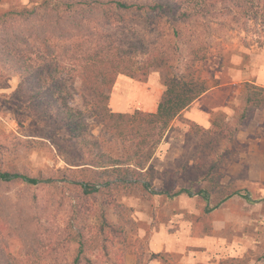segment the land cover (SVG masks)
<instances>
[{"label":"rangeland","instance_id":"1","mask_svg":"<svg viewBox=\"0 0 264 264\" xmlns=\"http://www.w3.org/2000/svg\"><path fill=\"white\" fill-rule=\"evenodd\" d=\"M32 1L0 0V18L30 9ZM179 1L206 12L180 23V37L171 22L162 23L161 42L178 49L182 65L193 51L205 55L193 63L194 75L209 86L199 96L208 121L204 127L219 115L234 134L199 164V138L189 133L188 119H175L148 162L160 194L121 193L117 202L125 209L119 214L94 198L82 199L69 184L87 176L85 162L71 166L84 154L67 141L65 130L38 121L28 109L29 94L18 95L21 77L0 62V169L47 181L0 182V250L20 264H74L77 257L76 264H264V110L240 120L244 85L264 87V0ZM156 35L147 32L145 39L152 42ZM137 75L117 76L109 92L112 112L156 111L162 73ZM71 84L70 106L82 110L80 81ZM210 100L221 101V109L210 111ZM85 121L89 138L105 153L126 158L132 141L121 142L95 118ZM180 189L191 194L167 196ZM200 189L208 190V201L196 194Z\"/></svg>","mask_w":264,"mask_h":264},{"label":"trees","instance_id":"2","mask_svg":"<svg viewBox=\"0 0 264 264\" xmlns=\"http://www.w3.org/2000/svg\"><path fill=\"white\" fill-rule=\"evenodd\" d=\"M32 3L30 9L2 15L8 18L0 29V62L21 77L18 95L29 94L28 109L38 121L65 130L67 141L84 154V159H76L79 161L71 166L85 162L82 165L87 166V176L71 179L69 184L78 188L82 199L94 198L103 208H112L116 214L125 209L117 202L121 193L139 190L160 194L153 185L156 171L148 162L170 124L181 118L183 111L209 86L205 79L193 73V63L205 59V55L199 56L198 51H193V57L182 65L178 49L162 43L164 34L159 31L162 32V23L168 21L175 27V36L180 37L179 24L203 18L200 16L206 10L187 9L179 0H33ZM11 20L20 25L15 28L9 23ZM147 32L159 35L149 42L145 39ZM66 60L68 65L64 64ZM151 70L163 75L164 90L156 111L112 112L109 92L117 76L134 78L140 74L145 77ZM77 79L82 90V110L69 103L75 94L71 83ZM243 94L241 121L264 110V87L246 83ZM86 118H95L107 133L121 138V142L132 141V149L125 159L111 157L101 144L89 138ZM185 121L189 133L199 138L202 151L199 164L229 142L234 134L219 115L211 120L210 128ZM213 170L210 167L208 174ZM16 181L32 186L47 183L0 169V182ZM190 191L180 189L167 196L190 195ZM196 194L205 201L209 199L207 189H200ZM244 198L254 202L247 196ZM83 249L84 242L80 240L79 254ZM77 262L78 257L74 264ZM0 264L20 263L0 250Z\"/></svg>","mask_w":264,"mask_h":264},{"label":"crops","instance_id":"3","mask_svg":"<svg viewBox=\"0 0 264 264\" xmlns=\"http://www.w3.org/2000/svg\"><path fill=\"white\" fill-rule=\"evenodd\" d=\"M204 97L206 96L203 95ZM202 99L199 97L197 98L185 111H183L182 116L185 117L186 119L195 122L196 124L204 127L207 125V115L206 113L202 110L200 106ZM210 111L215 112L221 109V101L218 100H210ZM206 128V127H204Z\"/></svg>","mask_w":264,"mask_h":264}]
</instances>
